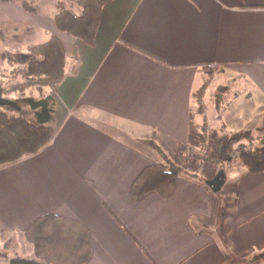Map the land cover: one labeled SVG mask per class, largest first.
Wrapping results in <instances>:
<instances>
[{
    "label": "crops",
    "instance_id": "0c3cea01",
    "mask_svg": "<svg viewBox=\"0 0 264 264\" xmlns=\"http://www.w3.org/2000/svg\"><path fill=\"white\" fill-rule=\"evenodd\" d=\"M29 1L0 0L8 47L24 54L32 32L56 36L67 71L52 95V140L0 166V264L17 258L11 248L45 214L88 228L84 264H264L249 262L264 250V172L242 165L218 201L196 171L178 176L168 197L129 196L145 166L198 147L214 108L212 156L229 133L256 139L264 129V0H113L91 46L54 26L60 7L78 12L74 0L49 10ZM218 170L208 166L203 179Z\"/></svg>",
    "mask_w": 264,
    "mask_h": 264
},
{
    "label": "trees",
    "instance_id": "16d2710c",
    "mask_svg": "<svg viewBox=\"0 0 264 264\" xmlns=\"http://www.w3.org/2000/svg\"><path fill=\"white\" fill-rule=\"evenodd\" d=\"M112 1L74 0L78 12L60 7L53 17L54 26L59 32L91 46L102 8ZM0 60L26 67L23 83L5 86L0 81L2 96L12 102L11 105L0 106V166H5L36 155L52 140L55 109L52 95L67 71V59L62 42L52 36L24 54L1 53ZM31 87L39 90L48 87L50 93L40 98L22 95ZM14 92L20 96L11 98ZM225 154L239 157L248 172H264V129L256 139L248 131L232 133L220 147V155ZM163 160L162 163L145 166L135 177L129 188L131 198L139 199L149 193L165 198L171 194L178 176L197 178L168 158ZM212 161L219 165L220 158ZM24 236L32 246V257L9 259L8 264H84L90 257L88 228L71 218L57 214L42 215L30 223ZM263 260L264 250L249 258L251 263Z\"/></svg>",
    "mask_w": 264,
    "mask_h": 264
},
{
    "label": "rangeland",
    "instance_id": "374dc122",
    "mask_svg": "<svg viewBox=\"0 0 264 264\" xmlns=\"http://www.w3.org/2000/svg\"><path fill=\"white\" fill-rule=\"evenodd\" d=\"M36 1H39L42 3H44V1H45L48 10L50 9V5L55 3L56 1H59L63 4L67 3V0H30L29 2L32 4L33 2H36ZM39 6L41 8L43 5H39ZM71 8H73V6ZM2 16H5V14L3 13L2 8L0 7V21H1L0 22V53L4 52V53L11 54V55L23 54V52H21L20 47L16 46L14 48V50H11L8 47V44H10V40L7 36L8 31L5 29V25L3 24L4 21L2 20ZM45 38L46 37H43V36L37 37L36 34L34 32H32L31 38H30V43H31L30 45L31 46H28V47H32V46H35L36 44L45 42L44 41ZM49 38L50 37H47L46 41L49 40ZM25 68L26 67H24L22 65L21 66L20 65H11L6 60H0V81H2L5 86L14 85L17 83H23L25 81V78H24ZM48 89L49 88L46 87L45 90L43 88L41 90H39L36 87H31V88L25 90L24 93H22V95L34 96V97L40 98L42 96L48 95V91H47ZM1 96H2V94H1ZM18 96H20V93H18V92H14L10 95L11 98H15ZM3 98H5V97H3ZM226 99H228V97H226ZM233 108H234L235 118H238L239 120H243V117H242V115L244 113V109H242L243 107L240 108V110H238V107H236V105H235V107L233 106ZM211 112H212V114L207 116L208 124L204 125V127H203L204 130H199V135L197 136L198 147L193 148L192 146H190L191 149H189L188 151H185L184 155H180L181 157H179V159L174 158V159H168V160L174 162L176 165H178L180 168H182L183 171H185L186 173L193 174L195 171H196V173L200 172L202 174V177L205 178L204 174L206 173L207 167L210 165H212L213 167L215 165H218L215 161H212V160L215 158H220V163H219L218 167H219V170H222L224 172V175H225V178H227V181L230 180L232 175L234 176L233 178L236 179L239 175V170L241 169V167H243L242 165H244L243 162L239 159V157H237L236 155L230 156L227 154L221 156L220 155V149H219V152L216 156L211 155L212 150H214L216 148V145H217L216 140L219 139V137H218L219 134L216 133L215 130L213 131L212 134H210V131H211V123L210 122L211 121L215 127L219 126V124L216 123V119H217L216 118V116H217L216 109L214 108L213 111H211ZM218 122L222 124L221 121H218ZM221 124H220V126H221ZM207 125H210V126L207 127ZM209 134H210V140H208L209 142L207 143V145L209 146V149H207L206 147H203V146L205 144L206 139L209 137ZM231 134L232 133H229V135H231ZM242 143L244 145H246L245 141H242ZM186 156L188 158H186ZM161 158H162V162H164L163 159L165 157L161 156ZM233 172L235 173V175ZM203 178L202 179L200 178L201 180H199L201 183H205V180ZM226 190H227V187L225 186V188L220 190L218 193H214L217 201L219 200V198H221L222 194H225ZM23 237L24 238H22V239L20 238V241H21L20 243H16L15 246L11 248V250L16 248V252L15 253L13 252L12 256L17 257V258L21 257V258H25V259L31 258L32 255H31V257H27L28 251H27L26 247H29V250L32 251V253H33L32 246L27 241L25 236H23ZM10 242L11 241H7L6 244L10 245L11 244ZM1 254L5 257L7 255L5 251L4 252L2 251ZM3 256H1V257H3ZM249 258H251V256Z\"/></svg>",
    "mask_w": 264,
    "mask_h": 264
},
{
    "label": "water",
    "instance_id": "95a60500",
    "mask_svg": "<svg viewBox=\"0 0 264 264\" xmlns=\"http://www.w3.org/2000/svg\"><path fill=\"white\" fill-rule=\"evenodd\" d=\"M11 104L12 102L8 99L3 98L0 92V106L11 105ZM224 183H225V175L222 170H219L212 179L205 181V185L213 193H218L222 189Z\"/></svg>",
    "mask_w": 264,
    "mask_h": 264
},
{
    "label": "built area",
    "instance_id": "2783aa9c",
    "mask_svg": "<svg viewBox=\"0 0 264 264\" xmlns=\"http://www.w3.org/2000/svg\"><path fill=\"white\" fill-rule=\"evenodd\" d=\"M209 70L211 71L212 74L218 71V66L216 63H211L208 65Z\"/></svg>",
    "mask_w": 264,
    "mask_h": 264
}]
</instances>
